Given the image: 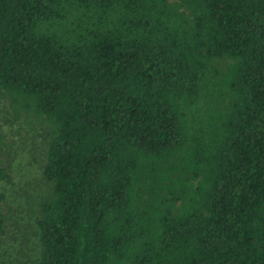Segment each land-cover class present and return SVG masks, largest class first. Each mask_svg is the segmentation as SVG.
Listing matches in <instances>:
<instances>
[{
    "label": "trees",
    "instance_id": "16d2710c",
    "mask_svg": "<svg viewBox=\"0 0 264 264\" xmlns=\"http://www.w3.org/2000/svg\"><path fill=\"white\" fill-rule=\"evenodd\" d=\"M0 99L43 126L34 264H264V0H0Z\"/></svg>",
    "mask_w": 264,
    "mask_h": 264
},
{
    "label": "rangeland",
    "instance_id": "374dc122",
    "mask_svg": "<svg viewBox=\"0 0 264 264\" xmlns=\"http://www.w3.org/2000/svg\"><path fill=\"white\" fill-rule=\"evenodd\" d=\"M6 103L0 99V165L9 174L0 180V264H34V217L48 191L41 173L43 126L32 117H15Z\"/></svg>",
    "mask_w": 264,
    "mask_h": 264
}]
</instances>
